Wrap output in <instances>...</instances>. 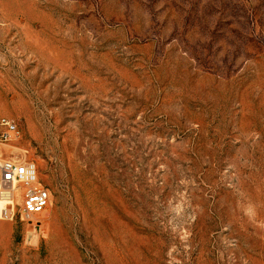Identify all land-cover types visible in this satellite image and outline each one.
<instances>
[{
	"label": "rangeland",
	"instance_id": "374dc122",
	"mask_svg": "<svg viewBox=\"0 0 264 264\" xmlns=\"http://www.w3.org/2000/svg\"><path fill=\"white\" fill-rule=\"evenodd\" d=\"M0 120V264H264V0H0Z\"/></svg>",
	"mask_w": 264,
	"mask_h": 264
},
{
	"label": "built area",
	"instance_id": "2783aa9c",
	"mask_svg": "<svg viewBox=\"0 0 264 264\" xmlns=\"http://www.w3.org/2000/svg\"><path fill=\"white\" fill-rule=\"evenodd\" d=\"M15 126L0 120V143L9 142ZM20 195L19 216L25 222H36L50 201V193L38 181L37 169L31 161L6 160L0 163V199L7 203L3 213H12L11 202ZM11 207V209H10Z\"/></svg>",
	"mask_w": 264,
	"mask_h": 264
},
{
	"label": "bare ground",
	"instance_id": "6f19581e",
	"mask_svg": "<svg viewBox=\"0 0 264 264\" xmlns=\"http://www.w3.org/2000/svg\"><path fill=\"white\" fill-rule=\"evenodd\" d=\"M14 200V199H13ZM13 202V201H12ZM12 202H11V205H12ZM5 202H0V206H4ZM4 208V207H3Z\"/></svg>",
	"mask_w": 264,
	"mask_h": 264
}]
</instances>
